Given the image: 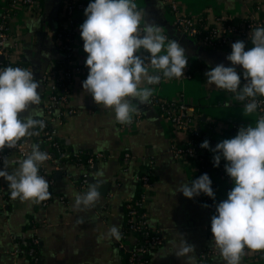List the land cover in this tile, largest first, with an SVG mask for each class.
Segmentation results:
<instances>
[{
  "label": "crops",
  "instance_id": "obj_1",
  "mask_svg": "<svg viewBox=\"0 0 264 264\" xmlns=\"http://www.w3.org/2000/svg\"><path fill=\"white\" fill-rule=\"evenodd\" d=\"M6 1L0 0V13ZM176 1L182 10L203 16L210 23L220 14L232 19L242 18L254 4H260L264 10V0ZM62 3L63 0H39L37 8L19 11L11 20L15 32L13 41L18 45L16 59H21L33 72L34 79L40 81L38 92L41 99L45 88L41 74L53 69L61 57L56 33L65 26ZM135 3L137 9L145 13V22L160 26L162 34L178 42L185 50L188 67L193 62L201 64L189 77L163 78L156 85L142 84L141 87H150L154 90L153 94L162 97L183 99L190 113L200 115L203 122H210L213 128L208 124L203 126L209 127L216 144L235 137L231 132L233 125L254 127L256 112L245 113L244 106L239 105L232 95L221 92L215 85L206 84L205 73L211 68L218 64L232 66L226 60L231 49H207L200 42L182 35L172 24V14L164 0H135ZM85 19L83 14L78 20L76 32L79 39V26ZM77 48V58L86 60L87 55H82ZM141 53L146 52L142 50ZM236 69L238 74L243 71L240 66ZM85 79V76H77L72 81L69 106L74 112L53 124L52 130L66 149L103 152L107 157L95 164L83 190L78 186L84 171L79 165L68 162L61 170L52 171L51 197L46 207L19 198L9 201L0 214V264H28L24 256H14L9 251L14 249L17 241L31 235L38 238L40 264H121L122 253L117 240L105 238V235L113 225L118 226L120 231L124 227V202L136 193L133 179L136 170L151 176L152 186L146 199L148 219L151 225L164 229L165 236L162 245L149 256V264H197L199 253L212 244L205 230L209 217L200 195L189 199L176 191L179 185H190L194 180L188 163L174 159L169 152L170 140L178 139L180 134L172 130L150 104L138 105L141 122L131 132H123L112 110L97 105L92 96L83 90ZM34 107L42 111L41 102ZM21 115L26 116L27 112ZM105 143L107 146L100 150ZM125 152L132 157L127 171L122 170ZM149 158L151 164L148 163ZM22 159L12 156L6 167L8 172H15L19 167L17 161ZM99 172H103V176L99 177L102 182L100 200L93 207L74 209V194L86 192ZM215 180L214 197L217 200L227 199L233 182L229 187L217 177ZM2 184L8 185L0 177ZM182 237L194 246V261L189 262L187 257L175 255ZM257 252L260 257L249 252L242 257L240 264H264V251ZM211 262L226 264L219 251Z\"/></svg>",
  "mask_w": 264,
  "mask_h": 264
},
{
  "label": "clouds",
  "instance_id": "obj_2",
  "mask_svg": "<svg viewBox=\"0 0 264 264\" xmlns=\"http://www.w3.org/2000/svg\"><path fill=\"white\" fill-rule=\"evenodd\" d=\"M84 15L79 31L88 75L82 88L97 105L112 110L116 122L131 124L138 105L149 104L153 95L152 88L141 85H156L162 77H183L188 62L185 50L162 34L160 26L145 22V13L137 9L134 0H92ZM249 38L253 47L247 51L243 41L231 44L226 60L232 66L218 64L205 76L208 86L234 93L237 101L248 100L244 112L252 114L259 107L256 97H264V27L254 29ZM142 50L149 55L143 56ZM236 66L243 70V86ZM150 69L155 74H150ZM40 86L30 70L11 66L0 70V152L15 147L25 136L39 134L31 129L45 127L42 119L34 118L43 116L34 107L41 102ZM106 146L101 145L100 150ZM200 147L209 149V142L203 141ZM209 150L214 153V167L221 158L227 162L224 170L234 185L211 217L212 243L226 264H240L245 249L264 251V115L254 127H241L234 138L224 139ZM48 159V154L33 144L30 154L17 161L15 172L9 173L6 167L0 170L12 199L39 203L51 197L48 180L39 175L40 166ZM102 176L103 172L97 173L86 192L74 194V209L95 206L101 198ZM176 191L189 199L201 193L215 199L206 173L190 185H179ZM105 238L120 240L119 227H110ZM193 252L194 246L182 237L175 255L191 262L195 260Z\"/></svg>",
  "mask_w": 264,
  "mask_h": 264
},
{
  "label": "built area",
  "instance_id": "obj_3",
  "mask_svg": "<svg viewBox=\"0 0 264 264\" xmlns=\"http://www.w3.org/2000/svg\"><path fill=\"white\" fill-rule=\"evenodd\" d=\"M164 1L170 8L172 24L179 32L189 39L200 42L207 49L222 47L231 49L232 43L243 41L245 50L247 51L253 47L249 38L252 31L257 27H264V10L260 4L252 5L249 13L234 22H231L232 17L220 14L215 16L212 23H210L203 16L191 15L182 10L176 0ZM38 4L39 0H7L2 5L0 13V70L9 66L29 70L26 65L21 64V59H16L18 54L16 46L18 45L13 41L15 32L11 20L19 11L35 9ZM88 4L89 2L85 0H63L62 8L65 26L56 33V37L59 40L58 49L61 57L53 69L44 71L41 74V79L45 86L41 99L43 116H38L36 119H42L45 127L42 129L39 127L31 129L30 131L38 132L39 134L25 136L17 142L15 147H5L0 152V170H3L4 167H7L9 159L12 156L17 155L25 158L30 154L31 146L38 144L39 149L49 156V159L39 168V175L45 177L49 182V191H51L53 184L52 171L61 170L68 162H73L84 169L78 183L79 188L83 190L88 183L91 176L90 171L95 164L107 157V154L103 152L92 153L86 150L66 149L52 130L53 124L63 121L66 116L74 112L69 106V93L72 81L77 76H85L87 78L88 75L85 60L82 57L77 58L76 52V47H78L77 49L82 55H87L83 51V40L79 39L76 28L79 23V17L84 14V10ZM200 21H203L202 29L199 26ZM141 54L143 56L149 55L147 52ZM150 73L155 74L152 73L151 69ZM239 74H241V86H243L246 81L243 79L242 73ZM189 76L187 64L183 70V77L177 79ZM218 90L230 94L235 98L234 93L221 89ZM256 99L259 102V107L255 111L258 120L261 115H264V97L258 96ZM150 101L149 104L156 109L158 115L169 124L172 130L180 134L178 139L173 138L169 142V152L172 157L188 163L189 169L194 175V180L206 173L211 180V188L214 193L216 192V177L226 182L230 187L232 180L224 170L227 162L221 158L219 166H213L214 153L209 149L214 148L216 144L209 127L203 126L200 122V115L190 113L183 99L162 97L154 93ZM247 102L248 100L244 102L237 101L239 105L243 106ZM141 120L142 115L138 111V114L133 115L131 124H120V128L123 132H131ZM241 127L243 126L233 125L231 128L232 135L235 136ZM205 140L209 142V149L200 147L201 143ZM5 158L7 160L6 165L4 163ZM131 158L130 153L125 152L123 154V171L129 169ZM148 163H152L150 158L148 159ZM133 179L138 183L140 192L134 201H132L133 198L125 201V226L120 231L121 239L117 241V246L126 254L125 264H149V256L164 241V229L151 225L148 219L146 199L152 186L150 174L136 170L133 174ZM200 196H205L202 200L209 217L205 230L207 231L208 239L212 243L211 217L215 214L216 205L223 200L212 199L203 193ZM11 200L14 199L10 196L8 185H0V214L5 211L6 205ZM48 203L49 199L39 202V205L46 207ZM23 240L17 242L15 240V247L9 253L14 256H24L28 264H40V258L36 251L38 238L31 235L28 244L24 247ZM249 252L256 257H260L258 252L245 249V254ZM217 253L218 250L212 243L211 247L205 248L199 253L197 264H212L211 259Z\"/></svg>",
  "mask_w": 264,
  "mask_h": 264
},
{
  "label": "trees",
  "instance_id": "obj_4",
  "mask_svg": "<svg viewBox=\"0 0 264 264\" xmlns=\"http://www.w3.org/2000/svg\"><path fill=\"white\" fill-rule=\"evenodd\" d=\"M236 20H238V19H232L231 20V22H234V21H236ZM199 26L201 27V29H202V26H203V21H200V23H199ZM22 65H24L25 66V63H21ZM200 63H196V62H193L192 64H191V66L190 67H188V73L190 74V75H193V72H194V69H198V68H200ZM200 122L202 123V124H204V125H207L208 124V126H211V124H210V122H203L202 120H200ZM211 128H213L212 126H211ZM216 144V143H215ZM89 153V152H88ZM136 193H135V195H134V197H133V200L132 201H134L137 197H138V195H139V192H140V188H139V185H138V183H136ZM201 198H203V197H205V196H200ZM221 202V201H220ZM219 202V203H220ZM124 216L126 217V208H125V202H124ZM124 224H125V222H124ZM125 226V225H124ZM24 244H23V247L24 246H26V244H28V242H29V237H27V238H24ZM38 249H39V246L37 245L36 246V251L38 252V255H39V251H38ZM121 251V250H120ZM121 253H122V261H121V264H125L126 263V254L123 252V251H121Z\"/></svg>",
  "mask_w": 264,
  "mask_h": 264
},
{
  "label": "water",
  "instance_id": "obj_5",
  "mask_svg": "<svg viewBox=\"0 0 264 264\" xmlns=\"http://www.w3.org/2000/svg\"><path fill=\"white\" fill-rule=\"evenodd\" d=\"M184 38V36H182V39ZM202 119L204 120V116L202 117ZM96 166H94V168H95Z\"/></svg>",
  "mask_w": 264,
  "mask_h": 264
}]
</instances>
